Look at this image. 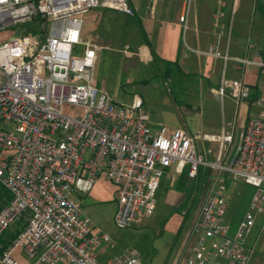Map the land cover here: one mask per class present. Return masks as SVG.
Returning a JSON list of instances; mask_svg holds the SVG:
<instances>
[{"label": "built area", "instance_id": "obj_1", "mask_svg": "<svg viewBox=\"0 0 264 264\" xmlns=\"http://www.w3.org/2000/svg\"><path fill=\"white\" fill-rule=\"evenodd\" d=\"M182 1L185 29L193 0ZM97 9L134 16L128 0H0V30L19 24L40 29L27 39L17 31L0 45V185L10 196L0 210V237L16 221L24 225L8 246L0 244V264H144L135 249L103 259L102 249L113 243L94 233L73 197L102 178L117 191L115 226L140 227L154 214L165 174L186 170L195 179L200 169L209 171L203 198L173 264H247L253 252L248 238L255 226L264 230V115L247 118L229 163L232 129L202 137L219 147L216 160L207 162L188 131L153 128L140 97L119 102L96 86L100 47L83 30L84 15ZM187 49L223 62L217 100H252L264 110V90L252 99L242 80L225 76L229 61L237 69L264 68V61L231 58L216 46ZM65 103L82 114L65 115ZM226 181L254 189L232 236Z\"/></svg>", "mask_w": 264, "mask_h": 264}, {"label": "rangeland", "instance_id": "obj_2", "mask_svg": "<svg viewBox=\"0 0 264 264\" xmlns=\"http://www.w3.org/2000/svg\"><path fill=\"white\" fill-rule=\"evenodd\" d=\"M131 1L135 8L132 17L104 9H97L84 15V38L94 39L100 47L95 67L96 86L104 87L108 94L119 102H128L134 96L140 97L150 115V124L153 128L165 126L169 129L188 131L191 136L197 137L196 150L207 162L216 160L219 147L216 143L202 140V137L220 135L215 133H220L225 124L232 128L230 120L234 117L235 138L226 161L229 163L236 154L240 125L246 114L237 111L228 99L219 101L214 95V90L219 86L223 62L207 58L204 59L205 65L202 62L195 67H190L189 64L173 67L166 77L164 62L181 61L183 53L188 52L183 29L180 25L172 26L167 22L162 24L160 36L155 40L147 38L150 40L149 45L156 60L152 49L145 45L142 29L146 34V29H150L154 19H158L159 8L163 6L164 0H157L154 9L151 7V0ZM178 3L179 0L171 2L170 14L175 22L178 21L181 10ZM215 13L216 16L220 15L219 10ZM227 13L230 14V22L232 20L235 24H232L231 29L228 26V35L230 32L233 36L239 35V38L233 40L237 48L241 47L242 50L244 38L247 37L248 44L251 45L250 50L257 53L263 50L264 0H240L237 13L232 15L230 12ZM136 18L140 20L141 25L136 22ZM17 31L21 32L23 39H27L37 34L40 29L34 24H19L5 28L0 30V45L7 43ZM241 52L230 53V56L239 57L249 53ZM233 64L232 61L226 64V78L244 79L247 84L256 86V89L264 90L263 70L258 72L257 69L250 70L248 67L244 72L233 69ZM205 67L208 73L204 71ZM62 110L65 115L72 117H79L82 114L81 107L66 103ZM251 112L250 115H264V110L254 104ZM201 171L209 173L205 169ZM179 176L168 173L162 177L156 194L154 214L140 227L118 229L115 226L117 191L111 183L102 178L96 181L88 193L73 197L83 214L91 221L94 233L108 236L113 243L112 248L102 249L103 259L118 255L127 249H135L144 264L174 263L203 198L206 182L203 180L197 192L189 189L187 193L192 192V197L189 198L184 192L178 193L175 189ZM253 193L252 187L229 181L226 192L228 209L225 218L229 236L234 234L248 211ZM185 200L186 204L183 205ZM21 224L22 220L16 221L3 237H7L9 231ZM256 238L255 254L259 258H264V230L260 232L258 227L254 228L248 241L254 242ZM15 256L25 258L19 252H16Z\"/></svg>", "mask_w": 264, "mask_h": 264}, {"label": "crops", "instance_id": "obj_3", "mask_svg": "<svg viewBox=\"0 0 264 264\" xmlns=\"http://www.w3.org/2000/svg\"><path fill=\"white\" fill-rule=\"evenodd\" d=\"M128 1L130 5L132 6V8L135 9L133 2L131 0H128ZM174 1H178V0H164L163 6L162 7L159 6L160 13H159L158 19L156 20L154 19V24L150 27V29L148 30L146 29V34H147L148 39L155 40L158 36H160L159 34L161 32L160 29L162 27V24L168 22L172 26L179 27L180 25L182 27L183 35L187 41L189 49L205 50L209 46H216L221 52H228L229 56H230V53L234 54V53H240L242 51V52H245L244 54H246V51H249L247 55H243L239 57L247 56L254 61H257V60L264 61V49L258 53L256 51L250 50L249 48L251 45L248 44V38L245 37L244 38L245 43H243V46H242L243 48L241 50L240 49L241 47L237 48L238 46L236 45V43L235 42L233 43V40L236 38H239V35L236 34L235 36H233V33L230 32L229 35L227 33L228 26L231 29L232 24H234V21L232 22L231 20L230 22L231 17H230V14L227 12H230L231 15L233 13L236 14L239 8L240 0H193L192 5L190 7L189 15L186 20L185 29L183 28L184 26L179 22V17H178V21L176 22L171 19L172 18L171 16L172 14H170L172 13V10H170L171 2H174ZM156 3H157V0L152 2L151 4L152 9L155 8ZM178 5H180L182 9L183 1L179 0ZM217 10H219V14H220L219 16H216L215 12H217ZM153 17L154 16H152V18ZM263 21H264V16H263ZM152 52H153V49H152ZM142 54L144 55L145 53L142 52ZM207 58L208 57L196 55L190 50H188V52L183 53V56L181 57V61H178L175 63H177L178 66L189 64L190 67H195L197 66V64H202V62L205 65L204 59H207ZM231 58H238V57H231ZM168 62H174V61H168ZM232 68L235 70H240V71L244 70V72L246 68L250 70L257 69L258 72L262 70L264 71V68H260L256 65H249V66H246L245 68L237 69L235 63L232 65ZM204 71L208 73L206 71V67L204 68ZM229 79H235V78H229ZM237 80H242L247 86H249L252 89V94H251L252 99H254L259 93H261L260 90L256 89V86H253L252 84H247L244 81V79H237ZM229 101L234 104L237 111L240 110L243 114H246V118H244L243 122L240 125V128H241L240 132H241V130L243 129L246 123L247 118L251 116L250 114L252 113L251 111H252V106H253L252 100L249 102H242L239 105H235V103L231 100ZM230 122H232V128L227 127L225 124L222 127L221 132L215 133V134H221L223 130L230 131L231 129H232V132L235 134V127H236L235 118L233 117L232 120H230ZM234 138H235V135H234ZM228 184H229V181H226V192L228 190ZM226 192H225V195H226ZM227 202H228V199H227ZM256 227L258 226H255L254 228ZM256 242H257V238L254 240V242L248 241V247L252 248L253 252L247 264H264V260H263L264 258H259L255 254Z\"/></svg>", "mask_w": 264, "mask_h": 264}, {"label": "trees", "instance_id": "obj_4", "mask_svg": "<svg viewBox=\"0 0 264 264\" xmlns=\"http://www.w3.org/2000/svg\"><path fill=\"white\" fill-rule=\"evenodd\" d=\"M259 9L261 8L260 6H258ZM261 11V10H260ZM262 12V11H261ZM136 22L141 25L140 20L138 18H136ZM142 29V26H141ZM142 34L143 37L145 39V45H147L149 48V41L147 40V35L145 34L144 30L142 29ZM153 55L155 56L154 52H152ZM155 59L157 60L156 56ZM164 64L166 65V69H165V73H166V77L169 76L170 72H171V68L173 67H178L177 63L175 62H164ZM207 173H202L201 169L198 172L197 178L196 179H189L187 177V172L186 170L179 176V180L175 186V189L177 192H184L187 196L192 197V192H188L187 191L190 189V191L193 189L195 192H197L199 190V187L201 186V183L203 182V180H206L207 177ZM189 179V180H188ZM191 181H195V182H190ZM191 183V184H189ZM190 193V194H189ZM194 196V195H193ZM10 200V196L8 194V192L5 190V188H3L0 185V210L5 207L7 205V203ZM183 205L186 204V200L182 203ZM24 225H20L16 228H14L13 230L9 231V234L7 235V237H3L5 236L4 234L0 237V244L2 245V248H5L6 246H8L9 241L14 239L16 237V235L20 232V229H23Z\"/></svg>", "mask_w": 264, "mask_h": 264}]
</instances>
